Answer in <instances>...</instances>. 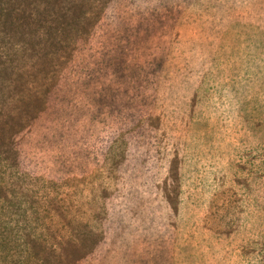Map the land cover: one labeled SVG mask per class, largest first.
<instances>
[{
	"label": "rangeland",
	"instance_id": "1",
	"mask_svg": "<svg viewBox=\"0 0 264 264\" xmlns=\"http://www.w3.org/2000/svg\"><path fill=\"white\" fill-rule=\"evenodd\" d=\"M0 264H264V0H0Z\"/></svg>",
	"mask_w": 264,
	"mask_h": 264
}]
</instances>
